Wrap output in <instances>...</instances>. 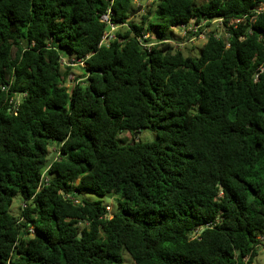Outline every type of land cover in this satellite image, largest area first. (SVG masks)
Segmentation results:
<instances>
[{"label":"trees","instance_id":"16d2710c","mask_svg":"<svg viewBox=\"0 0 264 264\" xmlns=\"http://www.w3.org/2000/svg\"><path fill=\"white\" fill-rule=\"evenodd\" d=\"M142 1L0 0V264H254L264 247V0L132 17ZM204 21L197 55L168 42Z\"/></svg>","mask_w":264,"mask_h":264},{"label":"rangeland","instance_id":"374dc122","mask_svg":"<svg viewBox=\"0 0 264 264\" xmlns=\"http://www.w3.org/2000/svg\"><path fill=\"white\" fill-rule=\"evenodd\" d=\"M197 2H202V0H196ZM136 8L140 7V4L137 3L136 5ZM147 8L143 9L141 12H139L138 14H141L143 13ZM171 31H174V33L176 35H178L179 31L174 29L173 30H169V32ZM179 36V35H178ZM205 42V40H194L192 42H185L184 44H178L177 41H175V43L177 44H173L174 48L176 49H180L182 51H184L186 54H195L197 55L198 52H199V48L200 46ZM193 48V50H192ZM195 50V51H194ZM83 63L80 62L79 64H72V66L74 67L71 75H70V79H72L73 81L77 80V77H79L81 75V70H80V66H82ZM80 81V80H78ZM73 85V82H70L69 83V86H72ZM120 138L123 139L124 141H130L132 139H134V141H143V142H146V141H152L154 138H155V133L151 130H142L141 133H139L136 137H134L132 134H130L129 132H123L121 135H120ZM133 141V140H132ZM84 195H87L89 197H92L93 199H101L103 200L106 204L109 205V209L112 211V209L116 210V204L114 202V200L110 197H100V196H97L91 192H88L86 191L84 193ZM23 204V199L21 197V195H17L14 200H13V203L10 207V213L11 214H14V215H18L21 211V206ZM126 257V263L125 264H132V261H131V257L129 254H126L125 255ZM254 264H264V247H259L258 248V255L256 256L255 258V262Z\"/></svg>","mask_w":264,"mask_h":264},{"label":"built area","instance_id":"2783aa9c","mask_svg":"<svg viewBox=\"0 0 264 264\" xmlns=\"http://www.w3.org/2000/svg\"><path fill=\"white\" fill-rule=\"evenodd\" d=\"M259 10H261V8H259ZM103 23L106 24L107 29L104 32L103 38L99 44V46L102 45H109V41L113 40L115 38V31L119 28L118 25H116L113 21H112V9H108L105 13L102 14L101 19H100ZM214 23H221V20H215L213 21ZM206 21H204L202 24H194L192 23H188V24H182L178 27H175L174 29L178 30L179 33L178 35H180V37H182V41L178 42V44H184L185 42H192L194 40H205L207 37V33L209 31V28H205L204 30H202L201 32L199 31V28L201 25H205ZM193 33L194 35L192 37H189V34ZM149 37L148 34H144L142 37H139V40L145 44L146 46H150L149 44L145 43L144 38ZM168 42L172 43V44H177L175 43V41L173 40H168ZM65 62V61H64ZM11 103H15L14 99H11ZM26 207V204L23 203L21 208L24 209Z\"/></svg>","mask_w":264,"mask_h":264},{"label":"water","instance_id":"95a60500","mask_svg":"<svg viewBox=\"0 0 264 264\" xmlns=\"http://www.w3.org/2000/svg\"><path fill=\"white\" fill-rule=\"evenodd\" d=\"M147 0H143L142 4L140 7H138L135 11L132 12L131 16L133 17L134 15H137L139 12H141L143 9H145L147 7ZM82 236V234H80V237Z\"/></svg>","mask_w":264,"mask_h":264}]
</instances>
